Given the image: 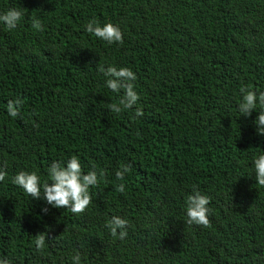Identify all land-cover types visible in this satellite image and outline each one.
<instances>
[{
  "label": "trees",
  "instance_id": "obj_1",
  "mask_svg": "<svg viewBox=\"0 0 264 264\" xmlns=\"http://www.w3.org/2000/svg\"><path fill=\"white\" fill-rule=\"evenodd\" d=\"M24 7L0 24V257L14 264H264V187L252 160L264 136L239 117L240 89L264 91V0H0ZM39 19L43 31L33 27ZM118 24L109 45L87 23ZM97 65L136 73L134 109L109 112L117 94ZM21 98L11 118L7 102ZM143 111L136 118L135 109ZM78 155L104 173L82 213L31 200L17 172L47 180L52 161ZM132 163L123 180L115 170ZM124 184L120 192L118 185ZM193 185L211 197L208 227L188 224ZM129 221L125 240L105 226ZM46 234L45 247L35 240Z\"/></svg>",
  "mask_w": 264,
  "mask_h": 264
},
{
  "label": "clouds",
  "instance_id": "obj_2",
  "mask_svg": "<svg viewBox=\"0 0 264 264\" xmlns=\"http://www.w3.org/2000/svg\"><path fill=\"white\" fill-rule=\"evenodd\" d=\"M25 18L24 7H9L6 11L0 12V24L8 30H14ZM33 27L43 31L40 20H33ZM85 31L95 36L98 40L109 45L122 44L123 32L118 24L112 22L101 23L96 19L90 20L85 26ZM97 70L105 77V86L111 92L117 94L118 101L111 103L109 112L120 114L125 110L134 109L140 100L136 90V73L128 67L108 65H97ZM22 99L17 97L7 102L6 113L11 118H17L21 114ZM239 117H251L253 112L257 115L253 121L257 135L264 136V91H259L252 86H245L240 89V99L237 104ZM135 117L143 116V111L135 109ZM252 169L257 184L264 187V152H260L252 160ZM132 163L122 164L115 170L116 180H123L131 171ZM94 166L87 172L78 155H71L65 161H52L47 169V180H43L36 171L22 170L11 177V183L30 197L31 200L43 201L41 213L47 215L51 208L68 209L74 214L84 212L92 203L90 189L96 187L99 178L103 176ZM8 177L7 170L0 166V182ZM118 190H125L124 184L118 185ZM211 197L200 191L199 187L193 185L191 192L184 202L186 221L188 224L208 227L210 224ZM114 239L125 240L128 235L129 221L120 216H112L105 225ZM51 240L46 234H40L35 240L37 251L42 250L46 241ZM0 264H14L11 257H0ZM71 264H83L79 251L71 256Z\"/></svg>",
  "mask_w": 264,
  "mask_h": 264
}]
</instances>
